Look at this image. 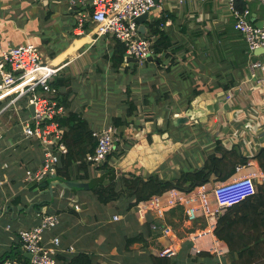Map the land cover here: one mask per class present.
Returning <instances> with one entry per match:
<instances>
[{
	"label": "crops",
	"instance_id": "crops-1",
	"mask_svg": "<svg viewBox=\"0 0 264 264\" xmlns=\"http://www.w3.org/2000/svg\"><path fill=\"white\" fill-rule=\"evenodd\" d=\"M244 1L251 10L250 20L264 24V5ZM228 6L229 0H168L153 9L146 22L148 34L152 20L163 13L170 16L162 28L173 42L165 64L151 59L141 65L125 56L115 69L111 56L116 38L98 36L91 23L78 28L81 9L72 0H0V52L11 45H37L42 61L71 79L70 105L60 104L65 114L80 112L93 130L125 116L129 99L137 104L138 112L130 120L137 123L139 114L140 137L130 140L133 122L123 129L122 141L109 158L118 173L173 178L183 170L201 168L217 144L250 158L243 172L259 171L254 157L264 149V76L253 72L251 63L264 62V49L251 50L235 29ZM172 59L175 63L169 71L166 67ZM134 63L149 73L133 81L132 89L123 80L128 72L135 73ZM147 78L152 89L145 86ZM101 81L104 86L99 89L96 85ZM197 82L205 87L198 95L194 93ZM136 94L140 103L131 97ZM7 100H0V109ZM29 106L23 98L0 114V263L7 258L27 261L30 257L19 231L40 223L44 214H58V225L45 237L50 241L59 236V254L86 252L101 264H155L153 257L161 256L169 241L161 230H151V221H161L155 213L141 212L139 206L127 211L123 199L102 204L89 188L55 183L63 182L55 175L40 184L27 183L26 169L38 168L43 159L37 139L22 135V120L33 115ZM89 174L91 180L98 179L100 167L90 164ZM81 175L83 171L73 165L69 184L90 183L78 178ZM182 210L172 208L165 218L181 240L180 250L169 258L175 264H195L190 234L203 229L205 221L189 224ZM137 236L140 239L129 242V237ZM214 238L208 235L196 243L208 251Z\"/></svg>",
	"mask_w": 264,
	"mask_h": 264
},
{
	"label": "built area",
	"instance_id": "built-area-1",
	"mask_svg": "<svg viewBox=\"0 0 264 264\" xmlns=\"http://www.w3.org/2000/svg\"><path fill=\"white\" fill-rule=\"evenodd\" d=\"M81 9L77 14L78 28L84 29L87 23L95 25L98 36L111 35L126 46V57L136 58L144 65L154 58L152 45L156 35H141L136 18L161 7L168 0H72ZM181 2L183 0H180ZM264 5V0H257ZM82 7H85L82 10ZM229 12L234 19V27L246 38L251 50L264 49V24L258 26L250 20L251 10L235 7L234 0H229ZM170 19L160 25L163 28ZM153 60V59H152ZM253 72L261 71L264 76V62L251 63ZM58 75V69L42 61L37 45L31 42L11 45L0 52V100L8 99L0 109V114L20 99L27 98L28 103L35 106V113L22 120V135L28 139H37L43 149V159L36 169L25 171L27 183L40 184L42 181L56 175L61 166L62 158L68 153V147L63 141L64 127L57 118L65 115V110L53 98L55 89H51L49 81ZM97 139L95 151L88 153L86 161L95 166H101L108 160L122 141L123 133L114 123H108L93 130ZM0 139L2 134L0 133ZM245 164L236 169V173L226 181L205 183L186 192L174 188L168 192L152 197L138 204L141 212H153L160 223H151V228L161 230L169 238L167 245L160 252L161 256L172 257L180 250L181 240L173 226L165 220L167 212L172 208L182 207L186 222L192 224L198 219L205 221L203 229L190 234L194 242L192 251L203 250L196 243L198 239L214 234L219 217L232 205L252 196L257 191V184L264 183V170L243 172ZM76 208L78 206L76 205ZM118 219V216H115ZM59 223L58 214H44L40 223L31 228L21 229L19 239L22 247L31 254L26 260L7 258L0 264H57L56 255L60 252L61 240L54 236L46 240L47 231ZM214 238L208 251L220 261L228 254V247ZM196 243V244H195Z\"/></svg>",
	"mask_w": 264,
	"mask_h": 264
},
{
	"label": "trees",
	"instance_id": "trees-1",
	"mask_svg": "<svg viewBox=\"0 0 264 264\" xmlns=\"http://www.w3.org/2000/svg\"><path fill=\"white\" fill-rule=\"evenodd\" d=\"M235 7L244 10L247 3L244 0H234ZM169 14L163 13L160 18L152 20L149 24L147 35H156L157 39L153 44L154 58L159 65L163 66L167 58L170 57L168 49L172 45L171 37L160 27L169 19ZM116 46L111 56L115 69H118L125 61L126 46L116 40ZM159 56H163V59ZM175 60L172 59L166 67L171 70ZM135 66L137 63H134ZM136 71V67L134 69ZM53 92V98L59 104L69 106L71 94V79L69 77L57 75L49 81ZM65 88V90H64ZM203 85L197 82L195 94L198 95ZM127 92L131 94V87H127ZM137 104L133 100H128V108L125 116H116L113 123L123 129L133 124L130 118L135 114ZM60 126L64 127L63 141L68 147L67 155L62 158L61 166L57 169L56 178L65 182L70 181V171L73 165L77 164L79 170L83 171L80 179H90L89 166L86 161L88 153L95 151L97 139L93 136V129L90 123L80 112L70 111L64 116L57 118ZM100 167L101 176L90 181V190L97 196L102 204H108L120 199L127 200L126 210L138 206L142 201L150 200L152 197L162 195L171 189L177 188L189 192L195 187L209 183L221 182L231 178L240 165L247 164L250 158L244 157L236 148L227 149L219 144L215 147V152L207 156L204 165L196 170H183L175 178H161L158 174H150L147 177L142 174L132 172H116L109 158ZM261 169L264 170V149L255 157ZM103 171V172H102ZM183 211V210H182ZM181 211V212H182ZM160 223L155 219L151 223ZM153 231V229L151 228ZM215 236L223 241L228 247L227 258L220 261L218 257L209 251L201 250L194 255L195 264H264V183L257 184V191L242 201L230 206L218 219L214 229ZM140 239V236L129 237V242ZM204 258L201 260L200 258ZM57 264H101L94 261L92 256L86 252H80L65 256L56 255ZM155 264H175L166 256H154Z\"/></svg>",
	"mask_w": 264,
	"mask_h": 264
},
{
	"label": "rangeland",
	"instance_id": "rangeland-1",
	"mask_svg": "<svg viewBox=\"0 0 264 264\" xmlns=\"http://www.w3.org/2000/svg\"><path fill=\"white\" fill-rule=\"evenodd\" d=\"M146 71H147L146 69H143L142 67L137 65V69H136L135 73L128 72L127 74H125L126 77H127V80H123V81H125L124 83H126V84H130L131 83V87H132V89H134L133 87L136 86V83H132V82L135 81L136 79H139V76L145 77V74L149 73V72H146ZM125 75H124V77H125ZM113 84H116V82H113ZM103 86H104V83H102V81L99 84L96 85V87L99 88V89L103 88ZM145 86H147L148 89H152V85H151V83H149V79L148 78L145 80ZM131 97H133L134 100H136L137 102L140 103L138 94H136L134 96L131 95ZM137 112H138V110H137ZM137 118H138V121L141 122L139 114H138ZM133 120H134L135 123L130 127V131H131V134H130V138L131 139L130 140L131 141H136V139H138L140 137L141 133H142V131L140 130V128L142 126L140 125V123L138 121L136 123V119H133ZM189 146H191V145H189ZM198 151L202 152V149L200 148ZM175 177H177V176H175ZM175 177H173V178H175ZM225 256L227 257V253H226Z\"/></svg>",
	"mask_w": 264,
	"mask_h": 264
},
{
	"label": "water",
	"instance_id": "water-1",
	"mask_svg": "<svg viewBox=\"0 0 264 264\" xmlns=\"http://www.w3.org/2000/svg\"><path fill=\"white\" fill-rule=\"evenodd\" d=\"M148 19H149V13H145V14H143V15H141V16L136 18V21L139 24V31H140L141 35L146 34V32H147V24H146V22L148 21ZM259 26H263V22H261ZM152 48H153V45H152ZM260 50H263V49H256V51H260ZM150 59H153V56ZM126 60L127 61L138 62V60L136 58H133V57H130V56H128L126 58ZM29 109L31 110V112L33 114L35 113V106L33 104H31L29 106ZM115 171H116V169H115ZM55 183H59L62 186L67 187V188H71V187L86 188V189L90 188V183H88V182H86V183L85 182H81V183L73 182L72 184H68V182H65V181H63V182L57 181ZM44 186H46V184H44ZM27 253H28L29 257H31V254L29 252H27Z\"/></svg>",
	"mask_w": 264,
	"mask_h": 264
},
{
	"label": "bare ground",
	"instance_id": "bare-ground-1",
	"mask_svg": "<svg viewBox=\"0 0 264 264\" xmlns=\"http://www.w3.org/2000/svg\"><path fill=\"white\" fill-rule=\"evenodd\" d=\"M0 98H2V97L0 96Z\"/></svg>",
	"mask_w": 264,
	"mask_h": 264
}]
</instances>
